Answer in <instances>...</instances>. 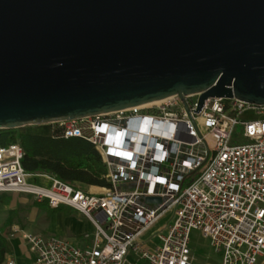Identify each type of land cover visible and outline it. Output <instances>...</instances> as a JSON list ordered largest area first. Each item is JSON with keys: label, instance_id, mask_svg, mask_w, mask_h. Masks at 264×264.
<instances>
[{"label": "built area", "instance_id": "built-area-1", "mask_svg": "<svg viewBox=\"0 0 264 264\" xmlns=\"http://www.w3.org/2000/svg\"><path fill=\"white\" fill-rule=\"evenodd\" d=\"M200 96L48 124L55 137L82 139L99 153L110 184L101 193L30 174L19 143L0 147V194L67 207L94 226L83 247L25 234L36 264H197L194 231L220 264H264V105L209 98L197 114ZM168 212L169 223L146 237Z\"/></svg>", "mask_w": 264, "mask_h": 264}, {"label": "water", "instance_id": "water-1", "mask_svg": "<svg viewBox=\"0 0 264 264\" xmlns=\"http://www.w3.org/2000/svg\"><path fill=\"white\" fill-rule=\"evenodd\" d=\"M190 94L264 105V0H0V130Z\"/></svg>", "mask_w": 264, "mask_h": 264}, {"label": "trees", "instance_id": "trees-1", "mask_svg": "<svg viewBox=\"0 0 264 264\" xmlns=\"http://www.w3.org/2000/svg\"><path fill=\"white\" fill-rule=\"evenodd\" d=\"M19 143L24 149L22 165L30 174H46L66 182L107 188V170L95 148L79 138H57L51 125L26 126L0 130V147ZM91 190L90 187L86 188ZM0 202L6 203L1 197ZM64 208L51 210L52 213ZM13 224L10 217L0 227V264H5L7 253L6 230Z\"/></svg>", "mask_w": 264, "mask_h": 264}, {"label": "crops", "instance_id": "crops-1", "mask_svg": "<svg viewBox=\"0 0 264 264\" xmlns=\"http://www.w3.org/2000/svg\"><path fill=\"white\" fill-rule=\"evenodd\" d=\"M35 182L49 185L47 180L36 178ZM83 190L89 193H101L102 187L80 184ZM90 187L91 190L86 188ZM0 197L6 203L0 202V227L7 220L13 219L12 226L6 230L7 238V264L13 261L15 264H36V256L32 252L24 235L59 236L66 238L75 245L83 247L86 242L85 234H93V224L82 214L67 207L64 211L52 213L47 203H37L31 196L17 193H1ZM76 212L78 216L73 213ZM141 264V263H140Z\"/></svg>", "mask_w": 264, "mask_h": 264}, {"label": "rangeland", "instance_id": "rangeland-1", "mask_svg": "<svg viewBox=\"0 0 264 264\" xmlns=\"http://www.w3.org/2000/svg\"><path fill=\"white\" fill-rule=\"evenodd\" d=\"M241 131V127H238V132ZM243 142V141H242ZM75 216H78L76 212L73 213ZM171 213L168 212L152 229H150L146 237L151 236L158 229L168 224L170 221ZM191 245L194 251L195 259L197 264H220L221 255L213 251L210 247L209 240L204 238L200 232L194 231L191 235Z\"/></svg>", "mask_w": 264, "mask_h": 264}, {"label": "bare ground", "instance_id": "bare-ground-1", "mask_svg": "<svg viewBox=\"0 0 264 264\" xmlns=\"http://www.w3.org/2000/svg\"><path fill=\"white\" fill-rule=\"evenodd\" d=\"M155 103H159V102H155Z\"/></svg>", "mask_w": 264, "mask_h": 264}]
</instances>
